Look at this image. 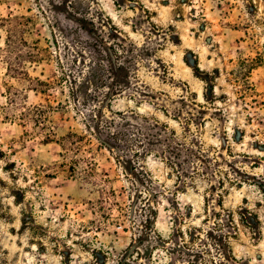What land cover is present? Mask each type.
Returning <instances> with one entry per match:
<instances>
[{
	"label": "rangeland",
	"instance_id": "1",
	"mask_svg": "<svg viewBox=\"0 0 264 264\" xmlns=\"http://www.w3.org/2000/svg\"><path fill=\"white\" fill-rule=\"evenodd\" d=\"M10 13L36 18L27 38L41 59L27 70L48 85L8 74L0 26V264H264V64L255 91L231 75L264 55V0H0V19ZM99 65L93 136L90 111L58 78ZM12 86L28 105L53 106L46 128L27 133L8 117ZM71 131L87 137L67 161ZM71 159L93 162L92 176H73ZM221 204L236 222L246 207L251 226L224 237ZM193 226L202 239L183 246L177 230Z\"/></svg>",
	"mask_w": 264,
	"mask_h": 264
},
{
	"label": "trees",
	"instance_id": "2",
	"mask_svg": "<svg viewBox=\"0 0 264 264\" xmlns=\"http://www.w3.org/2000/svg\"><path fill=\"white\" fill-rule=\"evenodd\" d=\"M74 7V6H73ZM39 11H42V8L39 6ZM37 16V15H36ZM34 16H28L25 14H13L10 13L6 17H3L0 19V26L5 28L6 30V40H5V46L1 49V58L4 59V61L7 64V71L8 74L11 77L19 78L23 80H27L31 85L33 84H39V85H48V83H45L41 81L39 78H32L29 75V72L27 70V63H34L39 61L40 53L38 51L37 43L39 41L31 42L27 38V34L29 31H31V27L34 24L35 21ZM61 63V61H60ZM264 64V55H258L255 58H242L240 59V62L238 66L231 71V75L233 76V80L235 82H243V87H247V90H245L246 93L250 91H255V88L253 86V83L251 82V73L252 70L258 66H261ZM197 70L199 69V66H196ZM91 76L84 77L82 79H79L78 81H74L72 83L71 79H69V75H66V72L63 70L62 75L59 76L58 81H64L67 84H69L70 87V93L71 97L73 99H78L79 103L90 112H87V117L85 119L87 122L86 130L90 135L95 136L94 134V125L92 123H95L97 120V114L96 108L97 106H94L92 109L88 108V104L90 101H94L97 99V94H91L87 91L90 87H95L96 89L100 88L101 86H105V77L103 75V69L102 66H97L91 70ZM84 76V73H83ZM73 84L76 85V87H73ZM211 92L213 93V104H215L217 100V95L214 92L213 85L210 87ZM33 89V88H32ZM207 98V95H205ZM27 95L25 91H22L16 87H10L9 88V95H8V104L6 107V112L9 118L12 119H19L22 121L24 126H29V129L27 130V133L34 132V130L38 129H44L47 126L46 120H48V111L49 109L53 108L52 105H44L42 103L38 105H28L27 104ZM193 102V101H192ZM208 103H211V100H208ZM191 119H186V122H189ZM45 141L48 143L52 139L51 134L52 133H45ZM30 135V134H29ZM111 138H117L121 136V132H112L110 133ZM87 137L86 133H77V132H69L67 135L62 137L63 140V147L67 154L65 155L67 161L70 160V154L75 151H80L79 143L82 142ZM81 159L78 160H72L69 161L70 167L69 171L74 176L76 173L83 174L85 178L91 177L92 175L90 173H93V162H88L86 164V167H81L78 164H80ZM88 169L90 171L88 172ZM225 175H222L220 178L224 181V178L228 180L229 183H233L236 181V179H231L229 176V173L225 172ZM221 207L223 208V211L227 212V221L230 223V231L224 232L225 224L222 222V216L223 213L217 212L215 213L214 217V224L215 228L219 229L221 232H223L224 237H228V239L231 236H235L239 230V224L242 223L245 226H251L249 223H247V214L246 212H249L246 207H242L238 212L239 222H236L234 213L231 211H227L224 209L223 205L221 204ZM177 210H179L177 208ZM253 215H256L257 213H252ZM210 219H208L209 221ZM254 226V225H253ZM255 228V226L253 227ZM195 231V232H192ZM203 227H197L193 226L188 228L186 231L180 227L177 230L178 236L180 238V241H183V246H188L195 239L199 238L202 239L201 234L204 233ZM195 233V234H194ZM190 236V243H188L186 236ZM175 236V235H174ZM230 243H226L228 247V253L231 259H235L232 248L229 245ZM203 245L207 246V242H204ZM205 254H210L208 250L204 252ZM200 264L205 263L208 264L207 261L209 260L210 264H216V258L211 257L210 259L201 257L200 258ZM3 261L2 257H0V263ZM188 264H196L194 259L192 257H189Z\"/></svg>",
	"mask_w": 264,
	"mask_h": 264
}]
</instances>
